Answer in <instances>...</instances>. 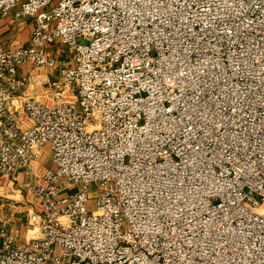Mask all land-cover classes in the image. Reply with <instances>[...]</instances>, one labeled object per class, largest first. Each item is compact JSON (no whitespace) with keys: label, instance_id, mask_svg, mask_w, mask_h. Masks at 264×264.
<instances>
[{"label":"built area","instance_id":"2783aa9c","mask_svg":"<svg viewBox=\"0 0 264 264\" xmlns=\"http://www.w3.org/2000/svg\"><path fill=\"white\" fill-rule=\"evenodd\" d=\"M12 10L34 24L0 36V187L25 193H0V264H264V0ZM28 65L59 68L43 101Z\"/></svg>","mask_w":264,"mask_h":264},{"label":"crops","instance_id":"0c3cea01","mask_svg":"<svg viewBox=\"0 0 264 264\" xmlns=\"http://www.w3.org/2000/svg\"><path fill=\"white\" fill-rule=\"evenodd\" d=\"M15 12L16 10H12L9 14L7 15H1L0 16V36L5 44L6 47H14V46H22L26 45L28 41L30 40L31 36V29L34 24V19H23V20H18L15 18ZM50 52L52 50L50 49ZM53 53V52H52ZM63 63V62H62ZM20 73L23 75L28 74V70L26 67L21 68ZM58 79V78H57ZM51 79H46L45 81L39 80L36 83V88L35 90L31 92V84L29 80V86L28 89L26 90V95H28L30 98H33L36 100L37 96H42L44 97V91L41 89V83L50 81ZM57 81L56 79L53 80V82ZM45 165L50 166V162L48 158H44ZM18 176L20 177V180L23 181H28L29 176L26 175L24 170H20L17 172ZM13 189L6 185L3 189L0 187V193L3 191H7L8 195H10L11 198L12 192H19V191H12ZM5 194V193H4ZM21 196V200L25 199V193L23 192L22 194L19 192ZM20 200V199H17ZM22 208V207H21ZM14 221H17L19 228L21 229V239L20 241L25 242L27 240H30L33 236H37V233H34L32 231H29L28 229V223H27V218H25L24 215H17V218H13Z\"/></svg>","mask_w":264,"mask_h":264},{"label":"rangeland","instance_id":"374dc122","mask_svg":"<svg viewBox=\"0 0 264 264\" xmlns=\"http://www.w3.org/2000/svg\"><path fill=\"white\" fill-rule=\"evenodd\" d=\"M22 20V19H21ZM29 43V41H28ZM27 43V44H28ZM52 50L53 53L57 54L59 57L60 62L62 63H67L70 61L71 57H72V52L70 50V48L64 44V43H57L56 45L52 46L50 48ZM26 69L28 70V78L31 81V92L32 90L36 88V83L39 80H43L45 81L46 79H51L50 81L53 82V80H58V76H59V68H55V69H44V68H36L33 67L32 65H28L26 66ZM45 82L41 83V89L42 91L46 92L48 91L46 89V86L44 85ZM33 90V91H34ZM45 94V93H44ZM45 99V97L42 96H37L36 100L38 101H43ZM14 195V196H13ZM12 196L16 199H20L21 200V196L19 194V192H12ZM20 211H22V208L19 209Z\"/></svg>","mask_w":264,"mask_h":264}]
</instances>
